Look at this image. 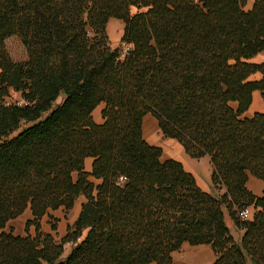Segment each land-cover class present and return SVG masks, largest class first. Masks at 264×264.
I'll return each instance as SVG.
<instances>
[{"label": "trees", "instance_id": "1", "mask_svg": "<svg viewBox=\"0 0 264 264\" xmlns=\"http://www.w3.org/2000/svg\"><path fill=\"white\" fill-rule=\"evenodd\" d=\"M244 6L0 0V264H172L183 244L209 246L212 264H264V191L246 188L249 176L264 184V111L244 116L264 93V65L251 61L264 53V0ZM112 19L123 24L117 48ZM12 37L21 61L6 50ZM10 90L19 101L5 100ZM146 116L191 159L209 158L208 193L144 140ZM79 196L65 235L42 233L41 219ZM26 210L24 235L6 231Z\"/></svg>", "mask_w": 264, "mask_h": 264}, {"label": "crops", "instance_id": "2", "mask_svg": "<svg viewBox=\"0 0 264 264\" xmlns=\"http://www.w3.org/2000/svg\"><path fill=\"white\" fill-rule=\"evenodd\" d=\"M254 0H245V11H248L252 8ZM113 22H115L116 24H122V22L112 19ZM110 22H108V24H110ZM123 30V28H122ZM253 63L255 64H263L264 65V53H260L258 55H256L254 58H252L251 60ZM254 79H259V75H255ZM100 108V111L103 108V104H100L98 106ZM264 111V93H260V92H253L252 94V102L251 105L249 107V109L245 112L244 116L247 118L252 117L255 113H262ZM93 117V116H92ZM95 123H100L102 122V119L100 120H96L95 118L93 119ZM98 121V122H97ZM155 124V120L150 117V116H146L143 119V123H142V132H143V138L144 140L147 142L146 138H147V134L151 131V129H154V127L156 128ZM168 140V142H167ZM166 140V145L170 146L171 150L170 152H168V156H166V160H174L177 162H180L182 164V166L184 167L185 171L190 173L195 181L197 186L203 191V192H209L210 188H209V181H210V176H211V172H212V167L210 164V160L208 157H203L200 158L198 160H193L194 163L193 164H189V160L188 157L186 156V154L184 153L181 145L172 139H167ZM149 145L151 146H157V144L155 143H150L147 142ZM173 150V152H172ZM92 162L93 159L92 158H86L84 160V171L86 173H90L91 172V167H92ZM93 181V180H92ZM246 188L249 192H251L253 195L255 196H262V193L264 191V184L262 181L249 176L246 182ZM224 190L222 189L220 192H223ZM84 202V198L82 196H79L75 202L74 205L72 207V209L70 211H68V213L65 214L63 213V210L60 208L58 210L55 211H49L48 214L46 216H44L41 221H40V225H41V231L43 233L46 234H52L50 231L46 230L47 227V221H48V215H52L54 218H56L57 224L58 226L61 225V223L64 224V227L66 228L67 226H71L79 212L81 209V205ZM31 219V215H30V211L26 210L24 211V213L18 217L15 220L9 221L7 226H6V231H10V227L14 228L12 230V233L14 235H19V236H23L24 233L23 229H24V224L25 222ZM21 221V226L15 228L14 224L17 223L18 221ZM10 226V227H9ZM29 233L31 235L34 234V230L33 228L29 229ZM235 237L234 240L236 242H238L242 236V231L241 230H235ZM187 247L190 248H184V253L186 252V249H191L193 248L191 251H188L184 257L181 260V264H212L213 260H214V255L213 252L211 250V248L207 245H200V246H195V247H191L188 245H185Z\"/></svg>", "mask_w": 264, "mask_h": 264}, {"label": "rangeland", "instance_id": "3", "mask_svg": "<svg viewBox=\"0 0 264 264\" xmlns=\"http://www.w3.org/2000/svg\"><path fill=\"white\" fill-rule=\"evenodd\" d=\"M244 11H245V9H244ZM110 21H111V23L107 24V26H106L107 39H108V42L110 43V45L113 48H117L119 46V44H120L119 42H120V39H121V36H122L123 24H116L112 20H110ZM5 47H6V50H7L8 54L10 55V57L14 61L23 60V58H24V50H23V47L21 46V44L19 43V41L16 38L12 37V38L7 39L6 42H5ZM5 100L7 102L19 101V93H16V92H13V91L10 90L8 96L5 97ZM59 102H60V99L57 101V103H59ZM94 112L95 113H93V119L95 118L96 120H100L101 119L100 108L97 107ZM100 123H102V122H100ZM100 123H98V124H100ZM146 140H147V142L157 144V146H155V147H158V148H160L162 150L161 161H166V158H167L166 156H168V152H170V150H171L170 148L171 147L166 145V140L167 139L162 136V134L160 133V131H159L158 127H157V125H156V128L154 127V129H151V131L147 134ZM167 142H168V140H167ZM172 152H173V150H172ZM187 157H188V160L190 159L189 160V164H193L194 163V161H193L194 159H191L189 156H187ZM74 177H75V175H74ZM238 212H239V210H238ZM63 213H64V216H65V214L68 213V212H64L63 211ZM57 221L58 220H56V218H54L52 215H48V221L46 223L47 224L46 230L50 231L52 233L51 235L53 236V238L56 241H59L65 235L66 228L68 226L65 228L63 223H61V225L58 226ZM20 222L21 221L19 220L17 223L14 224L15 228L21 226ZM52 225L55 226V228H56L55 231H51V226ZM226 226H227V228L229 230V233L232 236V238L235 237V235H236L235 234V230H238V229L235 227V225L232 222V220L229 219L227 216H226ZM10 229L13 230L14 228L10 227ZM23 233H24V231L22 232V234ZM44 234H46V233H44ZM185 245H187V244H183L178 251L172 253V255H171L172 264H181V260L184 257V255L188 251H191L193 249V248L186 249V252L184 253V248H190V247H187ZM70 246H71L70 244H66L64 246V254H63V256H65V254H67V252L70 249Z\"/></svg>", "mask_w": 264, "mask_h": 264}, {"label": "built area", "instance_id": "4", "mask_svg": "<svg viewBox=\"0 0 264 264\" xmlns=\"http://www.w3.org/2000/svg\"><path fill=\"white\" fill-rule=\"evenodd\" d=\"M126 49V48H125ZM21 102H18V104H20ZM251 214H252V211L249 207H244L242 209L239 210L238 212V218L241 220V221H247L250 219L251 217Z\"/></svg>", "mask_w": 264, "mask_h": 264}, {"label": "bare ground", "instance_id": "5", "mask_svg": "<svg viewBox=\"0 0 264 264\" xmlns=\"http://www.w3.org/2000/svg\"><path fill=\"white\" fill-rule=\"evenodd\" d=\"M155 124H156V122H155Z\"/></svg>", "mask_w": 264, "mask_h": 264}]
</instances>
